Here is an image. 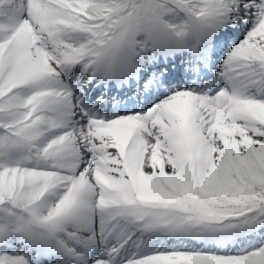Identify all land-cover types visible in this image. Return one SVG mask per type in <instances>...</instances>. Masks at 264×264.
<instances>
[{
    "label": "snow or ice",
    "instance_id": "obj_1",
    "mask_svg": "<svg viewBox=\"0 0 264 264\" xmlns=\"http://www.w3.org/2000/svg\"><path fill=\"white\" fill-rule=\"evenodd\" d=\"M0 264H264V0H0Z\"/></svg>",
    "mask_w": 264,
    "mask_h": 264
}]
</instances>
